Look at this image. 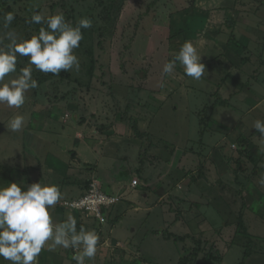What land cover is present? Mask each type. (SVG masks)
I'll use <instances>...</instances> for the list:
<instances>
[{
	"label": "rangeland",
	"instance_id": "1",
	"mask_svg": "<svg viewBox=\"0 0 264 264\" xmlns=\"http://www.w3.org/2000/svg\"><path fill=\"white\" fill-rule=\"evenodd\" d=\"M4 12L18 16L7 29ZM33 13H62L73 26L87 17L92 27L81 29L74 49L79 71L50 75L17 56L39 86L20 108L0 104V177L31 162L35 145L53 160L74 148L75 168L87 173V163L100 162L104 175L110 161L124 180H138L128 190L137 197L127 194L118 204L121 225L144 227L129 252L102 264H182L196 246L192 237L202 244L187 264H264V136L253 128L264 121V0H0V37L11 30L19 40L31 38ZM185 41L205 64L200 80L178 63L171 76L162 72ZM19 74L17 68L0 84ZM15 115L25 126L14 133L6 125ZM37 132L43 147L31 136ZM135 198L148 204L143 214L133 204L125 212ZM171 233L189 237L177 241ZM114 249L125 250L121 242Z\"/></svg>",
	"mask_w": 264,
	"mask_h": 264
},
{
	"label": "clouds",
	"instance_id": "2",
	"mask_svg": "<svg viewBox=\"0 0 264 264\" xmlns=\"http://www.w3.org/2000/svg\"><path fill=\"white\" fill-rule=\"evenodd\" d=\"M15 19L12 12L2 17L3 27L7 29ZM30 24L47 25L41 27L38 35L19 40L15 31H7L0 37V82L10 73L17 71V56L28 57L30 66L44 73L59 74L61 71H79L80 62L74 49L79 48L83 39L81 29L92 27L91 19L82 17L75 26L66 22L62 13L49 15L33 13ZM4 39L8 40L6 45ZM177 63L186 76L200 80L206 67L201 62V54L190 41H185L172 59L163 65L164 76H171ZM20 69L18 77L8 83L0 84V104L9 108H20L25 103V94L37 88L38 82L32 77V67ZM161 88L166 81L161 80ZM25 126L22 115H15L6 127L11 132H20ZM253 128L264 136V121L259 119ZM264 186V178L259 181ZM62 199V193L55 184L32 183L22 188L18 183L0 186V258L9 264H38V257L45 248L56 251L59 248L73 249L71 259L76 264H86L97 254L99 236L95 231L81 227L73 216L67 220L53 223L49 210Z\"/></svg>",
	"mask_w": 264,
	"mask_h": 264
},
{
	"label": "crops",
	"instance_id": "3",
	"mask_svg": "<svg viewBox=\"0 0 264 264\" xmlns=\"http://www.w3.org/2000/svg\"><path fill=\"white\" fill-rule=\"evenodd\" d=\"M218 69L220 71V68ZM226 98L227 97H225L224 99ZM226 101L227 100H225V102ZM227 107L228 106L226 104L225 108ZM242 125L243 124H241V126ZM27 132H29V130ZM31 136H33L34 140L38 142L39 145L42 146L41 142L45 141V136L43 133L37 132L36 135L31 134ZM77 137L79 139V136ZM78 139L76 140V142L78 141ZM84 143L86 144L87 142L85 141ZM70 151L72 154L70 153ZM73 153H75V155H73ZM33 154L34 156L31 162H27L26 160H23L22 162L17 163L11 168L10 173H8L9 174L8 177L6 175H4V177L1 176L0 186H7L9 183H13V182L18 183L22 188H26L27 186H30L32 183H39V182H41L42 184L49 183L58 186L62 193V199L54 208H51L49 210L53 223L55 224V223L64 222L67 220V217L71 215L76 220L78 231L81 227H83L88 231H95L99 236V241L97 244V254L94 259L87 260L86 264H102L107 258V256L113 257V259L115 258L117 259L119 258V254L123 257L127 252H129L131 249L130 244L134 242L131 239L132 238L134 239L135 236L139 237L140 232L138 229L142 230L144 226L142 225L139 226V224L138 227L133 225L130 226L128 225L124 226L123 224L121 225V222H123V218H124L122 214V211L124 209L123 206L119 204H118L119 206L116 205V207L110 213L109 222L105 224L94 222L91 218L87 216L75 213L72 210H69L61 206V202L63 200H68L72 198L75 199L81 196L90 185L92 179L100 180L103 185V188L107 186V188L110 190L108 191L105 189L107 192L116 193L122 196L123 201L120 202V204L124 202V198L125 196H127V194H134L131 197L133 196L137 197V195H135V193L138 192L137 190L132 189L130 192L128 191L132 187V181H131L132 179L131 178L125 180L123 179L125 177H123L124 175L121 176L122 170L119 169L118 164H114L110 161L106 162V164L108 163L107 164L108 168L111 165H114L113 167H115L116 169L117 166L118 169L116 170L115 175H113L114 173L112 174L108 172V168L105 169L103 168L104 170H107V172H105V174L103 175V173L101 172V168L103 164L101 165L100 162L95 163L94 165H92L91 163H87L86 164V167L88 168L87 173H89L87 174L82 170V167L75 168V165L72 164V161L78 158V153L74 150V148L72 150H67L66 158L65 157L63 158L60 155H54L55 156L54 160L50 159L47 155H45V150H41L38 152L36 145L35 148L33 149ZM114 157L115 155L111 156L112 159ZM142 173H146L145 168ZM97 174H101L100 176H102L103 178L97 176ZM119 178L122 179L120 180ZM147 178L148 176L145 179L147 180ZM148 188L152 189L151 186H149ZM154 195L156 196V198L158 197L157 193H154ZM135 201H137L136 198L134 200L129 201L128 204L125 205L126 207L125 212L130 209L132 204L133 205L131 207V210L134 211L135 213L136 210L141 209V214H143L144 211L147 208H149L148 204L145 205L140 204L141 200L138 199L139 202L135 203L136 205L134 204ZM221 207L222 206H219V208L217 209L219 217L221 216V211H222ZM142 209L144 211H142ZM152 214L153 212L149 213L148 219ZM144 220H147V217H145ZM147 236L148 235H141V237H144V239H146ZM156 237L159 238L160 236H156ZM118 242L119 243L121 242V244H123V248L125 249V250H121L120 253H119V249L118 250L116 249V251L114 249V246L118 244ZM142 242H144V240ZM73 254H74V250L71 248L69 249L59 248L56 251H48L45 248L44 250H42V252L38 257V264H76V262L71 259ZM115 263L117 262L115 261ZM0 264H9V262L4 260L3 258H0Z\"/></svg>",
	"mask_w": 264,
	"mask_h": 264
},
{
	"label": "built area",
	"instance_id": "4",
	"mask_svg": "<svg viewBox=\"0 0 264 264\" xmlns=\"http://www.w3.org/2000/svg\"><path fill=\"white\" fill-rule=\"evenodd\" d=\"M137 184V179L132 181V186ZM120 201L119 194L107 192L99 182L94 181L81 196L64 200L61 206L103 224L108 221L110 213Z\"/></svg>",
	"mask_w": 264,
	"mask_h": 264
},
{
	"label": "trees",
	"instance_id": "5",
	"mask_svg": "<svg viewBox=\"0 0 264 264\" xmlns=\"http://www.w3.org/2000/svg\"><path fill=\"white\" fill-rule=\"evenodd\" d=\"M8 10H10V8H7ZM3 14V16H4V14H5V12L4 13H2ZM15 20H18V16L16 17L15 16ZM23 21H25L26 19H22ZM28 22V21H27ZM28 25V27H30L31 28V31H32V33H33V35H38V31H39V29L41 28V27H44L46 30H47V25L45 24V23H41V24H30V23H28L27 24ZM92 62H94V60L92 59ZM20 66H19V64L17 63V68L20 70V68H19ZM50 75H55V74H52V73H49ZM60 77H63V73H59L58 74ZM219 100V99H218ZM133 130H134V132L136 133V135L138 136V137H141V136H143L144 135V133L139 129V127H138V125L136 124V123H134L133 124ZM90 186V185H89ZM89 186H88V188H89ZM87 190V189H86ZM64 201V200H63ZM62 201V202H63ZM61 202V203H62ZM80 214V213H79ZM83 215V214H82ZM169 239L170 238H175L177 241L178 240H180V241H185L189 236H176V235H174V234H169L168 236H167ZM194 240H195V244H196V246L193 248V250H192V252H190L189 253V255H184L183 257H182V259H181V263L182 264H187L188 263V261H189V259H190V257H197L198 255H199V253H200V249H201V244H202V242H201V240L200 239H197V238H195V237H192ZM246 255V254H245ZM244 255V258L246 257ZM243 263V262H242Z\"/></svg>",
	"mask_w": 264,
	"mask_h": 264
}]
</instances>
